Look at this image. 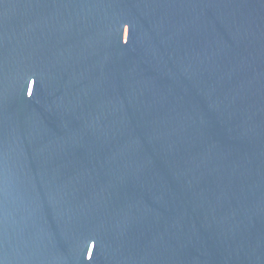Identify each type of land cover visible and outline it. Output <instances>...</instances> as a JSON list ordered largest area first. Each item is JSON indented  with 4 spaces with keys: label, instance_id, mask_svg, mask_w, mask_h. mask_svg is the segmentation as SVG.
I'll return each instance as SVG.
<instances>
[{
    "label": "water",
    "instance_id": "1",
    "mask_svg": "<svg viewBox=\"0 0 264 264\" xmlns=\"http://www.w3.org/2000/svg\"><path fill=\"white\" fill-rule=\"evenodd\" d=\"M0 264H264V0H0Z\"/></svg>",
    "mask_w": 264,
    "mask_h": 264
}]
</instances>
